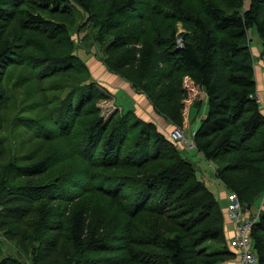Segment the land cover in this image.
<instances>
[{
  "label": "trees",
  "instance_id": "16d2710c",
  "mask_svg": "<svg viewBox=\"0 0 264 264\" xmlns=\"http://www.w3.org/2000/svg\"><path fill=\"white\" fill-rule=\"evenodd\" d=\"M184 1L0 0V239L30 252L31 264H219L231 254L225 211L184 150L132 113L99 116L103 94L67 35L77 13L97 29L107 63L118 58L113 69L178 127L188 77L206 100L204 117L202 101L188 111L189 123L201 118L195 150L245 209L264 198V115L247 47L253 29L264 47V0ZM15 128L30 146L12 158L5 132ZM59 141L84 177L50 175ZM85 196L123 213L119 234L107 241L87 229L75 205ZM250 237L264 264V208ZM66 247L83 257L62 255Z\"/></svg>",
  "mask_w": 264,
  "mask_h": 264
},
{
  "label": "rangeland",
  "instance_id": "374dc122",
  "mask_svg": "<svg viewBox=\"0 0 264 264\" xmlns=\"http://www.w3.org/2000/svg\"><path fill=\"white\" fill-rule=\"evenodd\" d=\"M204 0H185L184 2L188 7L190 8H199ZM80 14L74 15V24L69 27L68 32V39L69 42L74 46L73 49H75L73 55L76 56L77 60L81 62V65L86 68L87 77L89 80L97 87V89L103 94V98L96 104V108L99 111V116L104 120V122H108L110 117H112L114 114H124V113H132L134 116L139 118L142 121H145L147 123H150L153 125L158 133L160 135H163L165 139L168 140V133L171 131V129L179 128L181 129L184 134L186 135L187 139L190 140L191 137L189 135V128L192 131H195L198 128L200 119H196L194 123H189V107L193 103V101H202L203 99V93L199 90V88L195 87L193 85V82L188 78L185 77L183 79V88L187 91V99L183 101L184 104V118L185 122L182 127L174 126L163 114H161L159 111H157L154 107L143 109V111L149 116L147 117L144 113H141L142 116H139L137 112H134L132 110H124L119 111L117 110V92L119 91L118 82L121 80L124 83H126L128 86V90L135 91L136 93L143 95L146 101L150 106L151 102L147 99V97L144 95V93L140 92V90L134 88L130 82L127 80L126 72H123L122 76L121 73L118 74L115 69H113V66L117 64V59L115 58L112 61V64H108V58L105 54V47L106 44H101L96 41L98 31L95 27H93V24L88 22L85 17L79 16ZM179 32H181L183 29L181 26H178ZM182 29V30H181ZM14 36V33H13ZM17 36H15L16 38ZM247 47L249 49V53L251 55L252 59V66H253V74H254V82H255V100L256 103L261 108V112L264 115V64L262 59V53L264 51V47L262 44V41L256 34L255 29L252 31H249L248 38H247ZM120 60V59H119ZM106 62V63H105ZM113 65V66H112ZM136 90H134V89ZM138 90V91H137ZM16 92V90H15ZM203 102V101H202ZM205 104V103H204ZM203 107V106H202ZM142 111V112H143ZM206 112V109H205ZM13 109L11 111V114H13ZM146 116V118H142ZM201 116L202 114V108H201ZM11 128V127H10ZM8 135V141L11 150L13 151L14 158L16 155L21 154L25 152L30 145H23L22 141H25L23 137L25 134L21 132V128H15L14 130H9L5 132ZM176 146L180 148L181 147L178 144H175ZM67 145H65L63 142H57L56 147L51 150V153L56 151L57 155L54 158L56 160V168H53L50 172V175H66L69 172L77 173L76 178L84 177L85 168L82 164L81 160L77 158L75 155H72L71 150H67ZM194 151H188V154H183V158L187 161L194 162L198 172L197 177H201L202 173H211L212 177H214V164L206 163V160H204L201 156L198 157V160L194 159L193 155H196ZM200 170V171H199ZM202 178V177H201ZM200 178V179H201ZM202 180V179H201ZM261 200V199H259ZM258 201L255 202V205H258ZM263 200V198H262ZM75 205L83 207L87 214V229L91 232L97 233L98 237H101L103 239H106L107 241L112 239L115 235L119 234L120 228H122L124 224V215L118 210H112L110 213H106L108 210V206L106 204V201L99 197H91L85 196L83 198L77 199L75 202ZM264 203H262V206ZM256 207V206H254ZM73 208V207H71ZM70 208V209H71ZM260 208V207H259ZM264 208V207H263ZM51 209L50 206L44 207V202L40 203L39 211L40 213L44 214L48 212ZM69 209V214H70ZM262 210V209H261ZM85 212V211H84ZM227 207L225 209V216L227 218ZM68 214V215H69ZM67 215V216H68ZM229 221V219L227 218ZM230 222V221H229ZM231 223V222H230ZM232 227L233 224L231 223ZM155 226V225H153ZM152 226V227H153ZM234 238V230L232 232V236L229 239L225 235V241L226 246L228 248V251L231 253L227 258L223 257V260L219 262V264H222L225 261L234 259V256H238L237 249L234 244H232V240ZM212 244L211 242H209ZM209 244V245H210ZM19 250L22 251V249L18 248L17 245L13 242H9L3 238L0 239V258L1 260L5 259L6 257L17 259L19 262L23 264H31V255L30 252L26 254L19 252ZM64 252H62V255H68V258L76 257L75 259L82 258L83 254L78 252H72L70 248L66 247L63 249ZM30 257V258H29ZM238 259V257H237ZM238 263V261H237Z\"/></svg>",
  "mask_w": 264,
  "mask_h": 264
},
{
  "label": "built area",
  "instance_id": "2783aa9c",
  "mask_svg": "<svg viewBox=\"0 0 264 264\" xmlns=\"http://www.w3.org/2000/svg\"><path fill=\"white\" fill-rule=\"evenodd\" d=\"M177 45L178 47L182 45V40L180 38L177 39ZM193 136L194 132L190 134L191 139L188 140L181 129L175 128L168 133V140L189 150H195ZM227 200L228 206L226 213L227 218L233 224L234 238L232 244H234L237 249L238 264H259V257L253 248L250 233L264 205L262 208L260 206V208L247 210L243 207L237 196L231 193L228 194ZM262 203H264V199Z\"/></svg>",
  "mask_w": 264,
  "mask_h": 264
},
{
  "label": "crops",
  "instance_id": "0c3cea01",
  "mask_svg": "<svg viewBox=\"0 0 264 264\" xmlns=\"http://www.w3.org/2000/svg\"><path fill=\"white\" fill-rule=\"evenodd\" d=\"M117 86H118L117 89H119V91H121V92H117V110L122 111V112L124 110H127V111L132 110L134 112H137V114L139 116H142L141 113H144L147 117H149L145 112L148 110V108H150L152 106H150L148 104V102L146 101V99L144 98L143 95H140L133 90L132 91H130V89L128 90L127 89L128 85L121 80L118 82ZM202 101H203V105H202L203 106L202 107L203 116L202 117H204L205 109H206V105L204 104L206 101L204 95H203ZM143 109H146V111L144 112ZM146 116L143 115L142 118H146ZM198 119H200L199 116H198ZM189 132H190L189 133V135H190L194 131H192L189 128ZM181 150H184L183 154H188V151H191L187 148H181ZM192 151L196 152L195 153L196 155H193L194 159L198 160V157H200V156L202 157V155L200 153H198L196 150H192ZM190 163H192L194 165L195 170H196V175H197V172H198L197 169H199V168H196L194 162H190ZM206 163L208 164L207 166H209V162L206 161ZM201 177L200 178L202 180L198 177L197 178L205 184L207 189L214 195V197L218 201L221 208L225 211L226 207L228 206V200H227L228 193L225 190V188L222 186V184L215 177H212L211 173L208 174V173H202L201 172ZM260 199L261 200H259L258 205H254V206H256L255 208H259L261 206V203L263 200H262V198H260ZM232 232H233V227H232L231 223L226 218L225 219V235L227 237H229V239H230L232 236ZM237 261H238L237 257L234 256V259L225 261L222 264H238Z\"/></svg>",
  "mask_w": 264,
  "mask_h": 264
},
{
  "label": "bare ground",
  "instance_id": "6f19581e",
  "mask_svg": "<svg viewBox=\"0 0 264 264\" xmlns=\"http://www.w3.org/2000/svg\"><path fill=\"white\" fill-rule=\"evenodd\" d=\"M231 194H234V193H231Z\"/></svg>",
  "mask_w": 264,
  "mask_h": 264
}]
</instances>
